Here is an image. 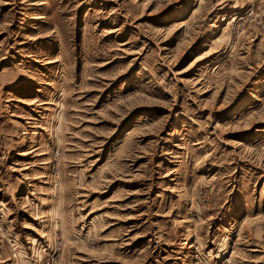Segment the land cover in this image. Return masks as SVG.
<instances>
[{
	"label": "rangeland",
	"instance_id": "374dc122",
	"mask_svg": "<svg viewBox=\"0 0 264 264\" xmlns=\"http://www.w3.org/2000/svg\"><path fill=\"white\" fill-rule=\"evenodd\" d=\"M0 264H264V0H0Z\"/></svg>",
	"mask_w": 264,
	"mask_h": 264
}]
</instances>
